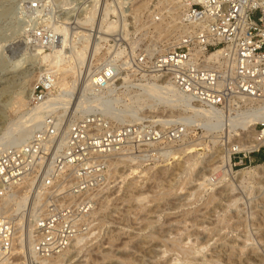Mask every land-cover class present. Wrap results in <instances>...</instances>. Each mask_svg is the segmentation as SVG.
Here are the masks:
<instances>
[{
  "label": "rangeland",
  "instance_id": "1",
  "mask_svg": "<svg viewBox=\"0 0 264 264\" xmlns=\"http://www.w3.org/2000/svg\"><path fill=\"white\" fill-rule=\"evenodd\" d=\"M74 1L0 0V141L16 134V130L9 135L5 133L7 127L25 111V106L18 107L19 98L31 93L46 69L41 56L44 52H51L60 42V36H54L57 37L55 44L32 47L27 45L26 36L37 29L50 33L52 26L66 25L67 34L71 36L70 39L67 35L68 43L72 47L67 45L66 51H71L74 45H81L79 36H73L74 23L69 22L82 17L90 3L88 0ZM111 1L97 0L92 28L107 7V21H113L110 15H115V48L121 42L125 48L131 45L139 50L149 42L157 43L168 38L178 30H172L175 25L170 23L177 11L167 8L166 0H114V8L110 7ZM162 29L164 33L171 32L166 35ZM94 38L97 39L96 34ZM92 42L89 37L84 63L78 65L82 81L88 78L86 70L90 68L87 73L92 71L86 63ZM120 76H126L127 81H122ZM116 79V102L112 109H115L118 122L129 123L142 118L151 125L163 126L162 121L178 111L155 101L154 105L152 100L138 95L142 92L138 83L146 82V78L135 79L122 73ZM54 85L52 93L56 94L62 86L59 83ZM139 96L142 98L138 99ZM25 101L29 108L33 107L29 100ZM132 109L137 115L129 114ZM120 110L129 115L125 121L119 119ZM76 114L71 112L69 119ZM35 119L26 118L23 126L35 122ZM182 131L177 139L162 135L158 141L152 140L149 151L146 150V158L141 157L143 152L128 144L115 147V186L97 200V208L88 220L90 231L86 235L89 239L86 238L81 245H71L62 253V264H264V176L243 184L236 181L238 172L262 164L264 159L257 160L256 153L242 164L233 165L230 161L232 171L224 174L219 183H213L212 179L211 182L206 181L209 185L204 188L200 185L203 176H211L215 172L214 166L221 163L226 153L228 155L223 142L225 136L219 133V142L213 144L211 135H203L200 127H192L187 134H184V128ZM196 141L202 142L201 146L195 147L198 150L183 155L175 151L176 157L167 155L169 150H177L185 142ZM140 197L145 199L140 200ZM235 198L238 201L234 202ZM27 222L24 219L26 228ZM150 234L154 235L153 238ZM21 245L24 254L20 264H30L24 238ZM32 259H36L35 255ZM39 260L32 264H39Z\"/></svg>",
  "mask_w": 264,
  "mask_h": 264
},
{
  "label": "built area",
  "instance_id": "2",
  "mask_svg": "<svg viewBox=\"0 0 264 264\" xmlns=\"http://www.w3.org/2000/svg\"><path fill=\"white\" fill-rule=\"evenodd\" d=\"M168 6L178 12L179 29L160 42L139 50L119 42L116 49L122 48V57L115 61V31L107 40H98V52L86 60L92 67L85 74L87 99L115 98L116 77L123 73L135 79L167 78L196 104L223 114L259 111L264 106V0H173ZM93 34L89 29L94 42ZM26 38L32 47L57 42L42 28ZM44 71L30 93L32 106L55 89ZM114 110L79 112L66 123V117L57 122L47 114L41 122L29 123L27 137L0 149L1 203L17 192H25L27 201L39 197L42 202L41 212L32 220L36 259L28 256L30 264L62 254L90 231L88 220L99 196L115 186L117 145L128 144L146 158L152 140L162 135L180 138L185 126L166 119L163 126L142 118L121 123ZM223 142L233 165L244 163L264 151V118L254 125V136L242 131L223 137ZM18 234L14 216L0 206V264H20L24 252Z\"/></svg>",
  "mask_w": 264,
  "mask_h": 264
},
{
  "label": "bare ground",
  "instance_id": "3",
  "mask_svg": "<svg viewBox=\"0 0 264 264\" xmlns=\"http://www.w3.org/2000/svg\"><path fill=\"white\" fill-rule=\"evenodd\" d=\"M90 1L91 2L88 8L85 10L83 16L78 17V18L75 17L69 22V23H74L75 25L73 32L75 33V35L79 36V40H81L82 42L80 46H76L72 42V46L74 45L73 49L67 52L66 47L67 48L69 47L72 48V47H71V43H68L69 39H67V35L69 34L67 33H69V31L66 25L61 26V25L56 24L50 28L51 29L50 36L51 37L60 36V39H59L60 42L57 46L53 47L51 52H44L43 56H41V61L44 63V65H46V69L44 70H45L46 75L49 76L50 80H53L52 84L59 83L62 86L61 90L56 94H53L50 92L48 96L46 97V99L44 100V102L34 105L33 107H30V108L28 107L27 101H25V100H29L30 92L26 94V97L21 96V98H19L18 107L25 106L26 107L25 111L21 112L17 120L14 121L12 124H10L11 127L10 126L7 127V131L5 133L6 135H9L10 133H12V131L16 130L15 132L16 134L5 139L4 141H0V149L6 146L7 144H9L12 140H15L20 137H27L30 134V130L27 128L28 125L23 126V123L25 122L26 118L27 120H29L30 117L33 118V120L36 118L37 120L35 119L36 120L35 122H38V121L43 120L45 115L53 114L57 122L62 121L66 117L67 118L65 119V123H66L67 120L69 119V116L71 115V112L72 114L79 113V112L83 113V112H87L88 110L94 109L96 107L97 109L101 110L104 113L110 112L112 110V106L116 102V99L114 98L107 99V100H91V101H96L93 103L89 102L90 100L88 101L87 96H85V94L87 93L86 86L88 84V80H87L88 78L84 79V81H81V83L77 85L79 77H80L79 75L81 72V70L78 68V65L81 66L84 63L85 53L88 49V43H89V37H90L89 29L93 27V23H94L93 21H94L96 10H97L96 8L97 0H90ZM165 2L168 8L169 7L168 5L172 4L173 0H166ZM169 9L171 11H177L176 8L169 7ZM169 9H167V11H170ZM6 10L8 9H5V11ZM107 14H108V8L104 7L100 18L98 17L96 20L97 22H96V26L94 27L95 33L93 34V39L96 34L98 40L99 39L105 40L107 38L106 34L109 33L110 30L113 31L114 21H107L106 19ZM176 14L177 15H174V16L172 15L173 17H171V20H170V23L172 25H175L174 29L172 28V30L179 29V25L177 24L178 12H176ZM6 15H7V12H6ZM167 23L165 25H167ZM167 28H168V25H167ZM164 29H162L163 33H164L163 31ZM159 32H161V30ZM159 32L158 34H160ZM168 32H166L167 34L166 33L164 34L168 35ZM70 39H71V36H70ZM97 39H95V41L92 42L91 46L89 47V55L90 54L95 55L96 52L98 51L99 45H97V42H98ZM67 45H69V47ZM121 54H122V50L121 49L117 50L115 48V60H118ZM89 69L90 68H88L87 70ZM87 70H86V73H87ZM10 78L12 79V76H10ZM10 78L9 80H11ZM120 79H122V81L124 80V82L127 81L126 76H122V77L120 76ZM158 80H160L161 82H158ZM145 81L146 82L144 83L142 82L138 83L140 88L138 87L137 88L141 89L142 91V92L138 91L139 92L138 95H143L144 96L143 98L152 100L151 102L155 101L156 104L162 103V105H165L166 107H171L173 109L175 108L178 111L177 112L175 111V113H172V116L169 115L170 117L166 118V120L183 122L185 124V126L183 127L184 134L185 133L187 134V132H189L192 127H200L203 131V135H206V136L211 135V142L213 144H216V142H219L218 141V135H220L219 133H223L224 136L230 138V136L235 135V133L241 135L242 131H245L247 132V135L254 136V125L258 121H260L261 118H264V106H260L259 111H258V108L257 109L249 108L241 112H237L234 115L231 113L223 114L216 109L206 108L204 106H200L199 104H196L190 96L182 93L167 78L156 79V77H153L150 80L147 79ZM141 98L142 97L138 99H141ZM155 102H153L154 105H156ZM119 112H118L120 114V117L118 116L119 119L122 121H125L126 117L129 116L128 113H123L125 112L123 110H120ZM126 112L128 111L126 110ZM129 114H131L132 116L137 115L135 109L134 110L132 109V111H130ZM201 143L202 142L196 141V142H191V143L186 144L185 142V144H181L180 146H178L180 148H177V150H169L167 155L172 157V155L175 154V151L176 152L178 151L177 153H180L182 155L184 153L189 154L192 151L198 150V148H195V147L201 146ZM192 155L193 154H191L190 156ZM224 156L225 158L221 160V163L214 166L213 170L215 172L211 176L210 175L203 176L202 178L203 181L200 182V185H202L204 188L207 185H209L206 181L211 182V179H212L213 183H219L221 179H223L222 177L224 176V174L232 171V168H231L232 163L230 162L227 153ZM125 159L126 157H124V161ZM188 159L190 160L189 157ZM185 164H186V161H185ZM132 169L134 172V168ZM261 175L264 176V163L259 164L253 168L242 169L240 172L236 174V177H237L236 181H238L239 184H243V183H246L247 181L257 179L261 177ZM145 197H140L139 199L140 200L141 198L145 199ZM27 199L28 198L25 192H22V193L17 192L14 194V197L12 199H8L7 201H3L2 203L0 201V206L2 208H5L9 214L14 216V219L16 220L17 227H18L19 234L17 238H18L19 244H21L22 239L24 238V240L27 241V249H28L27 252L29 253V256L33 258L34 253L32 251V242H31L32 220L35 219L36 216L39 214L40 210H42L40 209V206L42 205H40L39 197L34 199L32 202L27 201ZM236 201H238L237 198L234 199V202ZM24 219L28 221L27 228L25 227L26 225L23 224ZM88 236L84 235V236L77 237V239L72 243V246L74 245L78 246L80 243L86 240V238L89 239ZM152 236L154 235H151V237ZM64 253L65 251L63 252V254ZM63 254L57 255L53 257L52 259L39 260V264H62V260L60 256L62 257ZM127 258L125 260H127Z\"/></svg>",
  "mask_w": 264,
  "mask_h": 264
},
{
  "label": "trees",
  "instance_id": "4",
  "mask_svg": "<svg viewBox=\"0 0 264 264\" xmlns=\"http://www.w3.org/2000/svg\"><path fill=\"white\" fill-rule=\"evenodd\" d=\"M256 159H257V160H262V159H264V152H260V153L256 154Z\"/></svg>",
  "mask_w": 264,
  "mask_h": 264
}]
</instances>
